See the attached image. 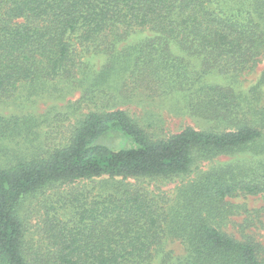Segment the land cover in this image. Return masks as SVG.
Returning <instances> with one entry per match:
<instances>
[{"label": "trees", "instance_id": "16d2710c", "mask_svg": "<svg viewBox=\"0 0 264 264\" xmlns=\"http://www.w3.org/2000/svg\"><path fill=\"white\" fill-rule=\"evenodd\" d=\"M263 57L264 0H0V99L82 88L61 115L92 107L55 145L54 109L0 113V264H152L170 241L172 264H264L252 218L226 229L244 207L230 198H264V69L242 87ZM161 110L195 124L168 133ZM193 173L172 197L141 183ZM52 185L71 189L34 241L24 205Z\"/></svg>", "mask_w": 264, "mask_h": 264}, {"label": "rangeland", "instance_id": "374dc122", "mask_svg": "<svg viewBox=\"0 0 264 264\" xmlns=\"http://www.w3.org/2000/svg\"><path fill=\"white\" fill-rule=\"evenodd\" d=\"M152 32L148 30L138 31L128 37L126 40L119 44L120 48L124 45L138 42L148 36H151ZM102 55H98L96 53H88L83 57V61H86L90 68H99L102 63ZM264 69V57L261 64L252 72L246 74L242 78V87L248 88L251 85L255 84L259 79L262 70ZM219 81H222L223 78L219 77ZM82 88H75L69 94L64 97H56V96H33L31 99H25L23 97H17L12 100H3L0 99V113L5 115L10 114H26V113H36L41 114L47 112L49 109H54L57 114L61 115L65 113L67 109L65 106L68 105L70 101L75 102L81 98ZM125 106L124 108H126ZM130 111L134 112L135 110L138 112L141 110V106L137 105H129ZM92 108L91 106L83 103L82 107L78 109L74 116H71L70 119H66L63 117V114L58 118L54 116L51 117L53 122L46 124L43 126V137L47 140V142L55 145L56 143L61 142L64 139L68 129H70V125H72L76 117H80L79 112H88ZM80 112V113H81ZM139 113V112H138ZM161 113L164 115L166 119V132L175 133L180 131L187 125H194V121L188 116H176L175 114L168 112L166 110H161ZM47 133V134H46ZM233 160L230 157H218L212 161H204L202 163V168L204 170L209 169L213 165H217L220 163H225ZM196 173L191 174L189 177H175L168 180L163 179H155V180H144L142 181V185L156 193H163L169 197H172L176 192V188L178 185L182 183V181H187L190 178H193ZM78 183L74 184L77 186ZM88 186L90 188L93 187L92 182L84 181L80 183V187ZM71 185H52L47 187L32 198L28 199L25 202L26 210H23V214L27 217L30 232L28 233L29 238H33L34 241L38 239L41 235L38 232V225L41 224V220L44 217V212L46 211V206L50 203L56 202L59 198L60 194L70 188ZM230 202L242 205L243 208L240 209L239 214L236 213L231 216V222L227 225L226 229L229 232L234 233L237 237L240 238V232L238 225L243 223L246 218L251 219L252 222L247 227V231L251 233H256L257 237L260 241L264 243V198L262 196H252V195H241L235 198H230ZM261 213H258V210H261ZM259 216V217H258ZM184 252V247L180 241H170L165 245V248L158 253L157 257L154 259L152 264H172L175 262V259L178 255ZM164 258H167L168 262H165Z\"/></svg>", "mask_w": 264, "mask_h": 264}]
</instances>
